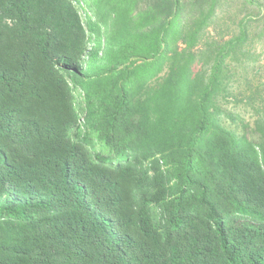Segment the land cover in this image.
<instances>
[{
  "label": "trees",
  "instance_id": "obj_1",
  "mask_svg": "<svg viewBox=\"0 0 264 264\" xmlns=\"http://www.w3.org/2000/svg\"><path fill=\"white\" fill-rule=\"evenodd\" d=\"M90 2L0 0V264H264V0Z\"/></svg>",
  "mask_w": 264,
  "mask_h": 264
},
{
  "label": "rangeland",
  "instance_id": "obj_2",
  "mask_svg": "<svg viewBox=\"0 0 264 264\" xmlns=\"http://www.w3.org/2000/svg\"><path fill=\"white\" fill-rule=\"evenodd\" d=\"M78 7L85 24H88L89 20L95 21V13L90 0H78ZM96 42L97 41L94 38H91L90 45L84 55V63L88 61L91 50L97 44ZM252 49L256 52L257 57V62L255 63V71L257 72L255 73L257 76L252 77L253 73L250 72L244 76L246 78L241 80L240 83L235 82L231 91L234 94H237V96H232L229 101L222 100L223 108L228 112L222 116V121L237 134L246 135L255 141H259L260 139L258 134L254 132V120L257 115L251 106L246 103V99L243 97L247 94V90L249 89V81H251L250 86L252 88H259L260 92L264 93V40L262 43L255 40L252 44ZM74 94L80 118L84 119L85 116L83 114V110L85 108V103L83 95L80 89H75ZM235 98L238 100H235ZM83 124V122H79V129L81 132L84 130Z\"/></svg>",
  "mask_w": 264,
  "mask_h": 264
}]
</instances>
